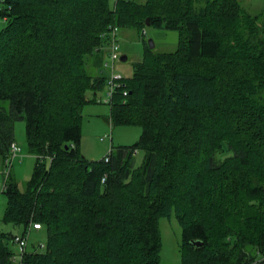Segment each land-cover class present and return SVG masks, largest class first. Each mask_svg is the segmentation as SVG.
Wrapping results in <instances>:
<instances>
[{
	"label": "trees",
	"instance_id": "trees-1",
	"mask_svg": "<svg viewBox=\"0 0 264 264\" xmlns=\"http://www.w3.org/2000/svg\"><path fill=\"white\" fill-rule=\"evenodd\" d=\"M0 19V152L23 119L36 158L23 190L11 170L5 179L1 220L13 228H0V264H158V218L172 211L180 264H264V11L239 0H0ZM110 25L178 37L172 50L147 45L105 102L112 123L141 126L138 139L89 160L82 110L105 87ZM32 213L44 246L15 261L13 229Z\"/></svg>",
	"mask_w": 264,
	"mask_h": 264
},
{
	"label": "rangeland",
	"instance_id": "rangeland-1",
	"mask_svg": "<svg viewBox=\"0 0 264 264\" xmlns=\"http://www.w3.org/2000/svg\"><path fill=\"white\" fill-rule=\"evenodd\" d=\"M143 1V0H138ZM241 6L250 13L264 11V0H239ZM0 19V25L2 24ZM159 29L150 25L140 28L135 25H127L119 28L120 52L127 55V59L118 60L115 68L124 76L132 73L133 63L140 60L144 50L149 45L148 39L152 38L156 50H172L176 47L177 31L165 29L160 36H154L150 30ZM164 29V28H162ZM103 90L98 93L102 94ZM103 95V94H102ZM141 132L139 124H114L109 119V104L101 101L89 102L84 105L81 120V138L79 149L89 160L103 157L109 147L117 144H130L138 139ZM14 141L20 146V151L12 159L11 173L20 190L25 188L31 178L36 162L35 156L28 151L25 136V121L17 119L14 122ZM142 159L141 152L136 155V163ZM4 155L0 152V228L12 229L10 223L1 219L6 205V194L2 191L4 173ZM30 215L29 221L37 220ZM38 222V221H37ZM40 222V221H39ZM10 225V226H9ZM158 225L161 232V250L158 264H180L179 242L181 239V226L173 213L168 216H159ZM18 230L14 227L13 231ZM45 239L43 229L34 230L28 237V242H38ZM14 245V244H12ZM15 247V246H14ZM16 249V247H15Z\"/></svg>",
	"mask_w": 264,
	"mask_h": 264
},
{
	"label": "built area",
	"instance_id": "built-area-1",
	"mask_svg": "<svg viewBox=\"0 0 264 264\" xmlns=\"http://www.w3.org/2000/svg\"><path fill=\"white\" fill-rule=\"evenodd\" d=\"M109 36L108 40V49H107V54L106 57L103 60V67L107 71V77H106V82H105V87H104V95L103 96H97L96 100L101 101V102H109L110 98L113 94V92L116 90L117 87L119 86H124V75L116 70L115 68V63L118 60H121L120 55V42H119V29L118 26L116 25H110L109 31L107 32ZM123 94L127 93V89L123 88L122 90ZM111 150V146L109 147L108 151L106 154L103 156L105 160L108 159L109 157V151ZM20 151V146L16 143V141H11L9 144V153L7 156L4 158V167L2 169V172L4 173V179L2 183L1 189L3 190L6 186L5 179L7 175L9 174L11 170V164H12V159L14 156L18 154ZM138 149L133 150V154H137ZM102 180L104 179V175L101 178ZM41 228L40 222H31L27 228L22 231V230H16L13 232L11 235V240L16 247V251L11 255V258L13 260H21V258L24 255V252L29 244L28 242V237L30 233L34 230L38 231ZM39 247L44 246L43 241L38 242Z\"/></svg>",
	"mask_w": 264,
	"mask_h": 264
},
{
	"label": "water",
	"instance_id": "water-1",
	"mask_svg": "<svg viewBox=\"0 0 264 264\" xmlns=\"http://www.w3.org/2000/svg\"><path fill=\"white\" fill-rule=\"evenodd\" d=\"M147 24H148V21H147ZM148 43H149V46L150 47H153L154 46V42H153V39L152 38H149L148 39ZM126 57H127V55L125 53H121V55H120L121 60H125ZM194 243L195 244H201L202 241L201 240H194Z\"/></svg>",
	"mask_w": 264,
	"mask_h": 264
},
{
	"label": "crops",
	"instance_id": "crops-1",
	"mask_svg": "<svg viewBox=\"0 0 264 264\" xmlns=\"http://www.w3.org/2000/svg\"><path fill=\"white\" fill-rule=\"evenodd\" d=\"M169 30H173V29H169ZM151 33L154 35V36H160L161 34H163V31H166L165 29H162V28H159V29H153V30H150ZM177 37H178V34H177ZM176 37V38H177ZM127 59V57H126ZM104 95V91L102 93ZM102 94L100 95H97V96H103ZM34 155V154H33ZM35 156V155H34ZM3 183V182H2ZM10 226V225H9ZM13 228V226H11Z\"/></svg>",
	"mask_w": 264,
	"mask_h": 264
}]
</instances>
